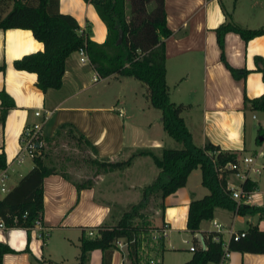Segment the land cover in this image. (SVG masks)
Instances as JSON below:
<instances>
[{"label": "crops", "instance_id": "obj_1", "mask_svg": "<svg viewBox=\"0 0 264 264\" xmlns=\"http://www.w3.org/2000/svg\"><path fill=\"white\" fill-rule=\"evenodd\" d=\"M164 1L167 26L171 30L170 36L164 38L166 82L170 100L184 106L181 115L195 145L204 146L210 142L224 151L238 153V158L244 157L247 149L244 109H251L250 99L264 94V33L245 41L239 34L228 32L221 49L215 30L227 20V12L231 13L235 23L250 29L264 28V0H252L246 23L239 21V0ZM59 10L75 17L79 31L90 40L99 44L106 40V25L91 3L84 0H59ZM43 49V43L29 29L0 28V66L5 67L0 71V91L4 90L14 103L6 111L4 122H1L0 99V152H4L6 162L12 161L16 155L24 126L40 120L34 116L36 110H41L46 117L41 131L43 144L44 139L52 137L61 124L71 123L93 145L95 151L92 155L99 161H124L119 160L120 157L130 152L133 154L141 149H150L160 154L157 150L161 152L162 148H166L161 140L151 139V136L143 132L142 127H151V123L136 126L135 131H130L132 127L124 118V109L110 102V92L101 95L96 88V83L104 78L94 81L96 71L93 65L90 62H80L77 51L66 59L62 84L58 89L43 92L36 85V73L14 68V60ZM228 65L248 72L235 77ZM108 77L118 78L116 75ZM119 97L122 94L117 96L115 103H119ZM257 141L262 143L264 140ZM141 156L145 155L135 158ZM126 167L128 166L102 171L94 177L90 186L81 189H77L75 179L60 173L45 176L41 216L44 227L42 230L31 227L27 231L25 227L15 226L0 230V241L12 248V251L3 253L1 264L77 262L82 231L96 229L103 224L113 225L123 209H126L124 204L128 201H124L122 194L135 186L129 182L128 174L122 172ZM116 171H119L118 174ZM192 172L185 185L163 199V220L170 226L167 234L175 230L188 232L192 243L200 245L198 238L196 242L193 241V235L197 237L198 232L203 234L213 230L215 220L224 226L221 235L227 245L231 238L229 229L246 230L251 222L256 221L264 229V218L258 219L257 213L239 214L216 206L213 217L203 219L199 231L192 234L186 226L189 202L208 192L201 179L199 183L189 185ZM157 173L143 176L142 184L139 185L150 183ZM232 174L228 177V184L239 188L242 180L233 183ZM251 180L254 182V189L251 191L250 201L246 203L264 205V195L257 192L259 181ZM206 221H211V225L207 226ZM9 229H14L15 232L8 234ZM151 238L154 240L152 235ZM168 239L165 238L164 242ZM145 243L143 241L141 247L142 254L145 253L141 257V264H149L150 259H154L153 249H156V246L145 248ZM185 243L189 246L191 244L190 240ZM169 246L174 248L173 245ZM185 251L188 254L174 263H164L163 257L160 262L154 260L156 264H182L191 258L194 250L189 247ZM119 259L120 255L113 250L112 264H117ZM87 264H102L100 248L89 252ZM226 264H264V253L231 250Z\"/></svg>", "mask_w": 264, "mask_h": 264}, {"label": "trees", "instance_id": "obj_2", "mask_svg": "<svg viewBox=\"0 0 264 264\" xmlns=\"http://www.w3.org/2000/svg\"><path fill=\"white\" fill-rule=\"evenodd\" d=\"M84 1L94 6L106 25L107 37L103 43H96L79 31L75 17L60 12L59 0H0V28L29 29L44 45L43 51L14 60V68L36 73V85L43 92L58 89L62 84L66 59L84 46L89 62L100 78L111 75L128 76L145 85L146 98L150 105L161 112L164 131L180 143L181 148H162L160 154L150 149H141L124 161H93L108 171L130 166L136 156L145 155L151 157L159 172L150 183L143 186L141 200L131 204L129 209L123 210L113 225H100L94 234H89L87 230L82 231L78 261L71 264H87L89 252L94 248L102 250V264H112L114 241L119 237H125L129 242L126 264H141L143 241L147 247L156 246L151 234L146 240L142 236L148 222V213L145 209L149 195L154 193L161 197L159 205L163 221L165 207L163 199L185 185L189 173L197 167L201 170V183L207 187L208 192L202 197L192 198L189 202L186 226L192 234L199 231L203 219L213 217L216 206L228 208L239 214L257 213L258 219L264 218V205L237 202L231 196L228 177L235 169H220V166L227 162H235L238 153L224 151L210 142L204 146L195 145L181 115L184 106L172 102L169 98L164 38L170 36L171 30L167 26L165 1ZM226 16L227 20L215 30L221 49L225 34L228 32L239 34L245 41L264 33V28L241 27L232 20L229 12ZM221 57L225 62L223 52ZM4 68L0 66V71ZM228 68L235 77L248 72L246 69L239 70L229 65ZM0 99L1 122H4L6 111L14 106V103L4 90L0 91ZM249 101L253 111L264 112V94ZM260 136H264L263 132ZM61 137L74 139L79 145L83 143L95 151L90 141L73 124H61L52 137L44 139L40 155L33 159V166L0 199V215L7 225L25 227L28 231L35 220L42 216L45 176L60 173L69 177L58 165L59 156H54L55 142ZM5 165L6 156L4 152H0V167ZM91 183L92 180L75 181L77 189L90 186ZM241 187L246 194H250L254 189V182L246 178L241 182ZM245 231V235L238 239L230 238L227 245H224L222 235L217 240L213 238L216 232H203L204 247L197 243L191 258L182 264L217 263L231 250L264 253V229L259 227L258 222H251ZM193 241H197L194 235ZM8 251H12V248L0 241V264L3 253Z\"/></svg>", "mask_w": 264, "mask_h": 264}, {"label": "rangeland", "instance_id": "obj_3", "mask_svg": "<svg viewBox=\"0 0 264 264\" xmlns=\"http://www.w3.org/2000/svg\"><path fill=\"white\" fill-rule=\"evenodd\" d=\"M239 7L241 9V18L239 19V21L246 23V17L247 15H249V11L252 7V0H239ZM239 7L237 3V8ZM237 24L241 27L247 28L240 23ZM96 88L101 95H105L107 92H110L112 94L110 96L111 98L109 97L110 102H113L112 104H115L116 107L118 106L124 109V118L127 123L131 124L129 126L132 127L130 131H135L134 128L136 126L140 127L146 123V125L151 123V127H142L143 132L145 131L147 135L151 136V139L153 138L161 140L163 146L166 148H181V144L172 139L164 131L161 123V112L159 109H156L150 105V103L146 99V87L140 81L133 78L123 79L119 76L118 78L107 77L96 83ZM119 94H122V97H119V103H115L116 98L117 96H119ZM183 104L185 106L187 105L186 103ZM193 105L196 106L195 103H193ZM244 113L247 138V149L245 152V156H256V166L261 169L260 172L248 170L246 173H248V176L251 179L259 181L257 192H261L264 195V141L262 143H258L257 141L259 135L262 132L264 133V112L253 111L252 109L246 107L244 109ZM253 115L257 116L256 120L253 119ZM53 151L54 156H59L60 161L58 165L64 169V171L69 175L70 178L75 179V181H94V177L98 173L106 171L105 168L100 167L98 163H93L94 160L98 162L99 160L93 157V151L91 147L83 143L82 145H79L74 139H69L67 137L59 138L57 142H55V148L53 149ZM157 153H161L160 150H157ZM130 155H132L131 152L128 155H122L119 160L128 159ZM32 166L33 160L31 159H26L19 165L13 163L12 167H14V170L10 172L9 178L10 186L15 185L20 175L26 173ZM123 170L124 171L122 172L127 173L128 177H130L129 182L135 185L133 188L124 191L122 194V198L124 199V201H128L126 204H124V207H126V209H129L131 204L141 200L143 186H140L139 183L143 181V176L146 177L152 175L153 173L156 174L157 172H159V168L154 164L151 157L141 156L138 157V159L134 158L132 161V165L126 167ZM140 170H142V172ZM241 170H244L243 167H241ZM192 171L193 172L190 174L189 185H194L196 182L199 183L201 179V170L199 167L193 169ZM118 172L119 171H116V174H118ZM231 176L232 181L235 184L237 182H241L242 180L241 177L236 176L235 174H232ZM229 182L232 183L231 181ZM160 202L161 197L159 195H155L154 193H151L149 195V200L145 209L148 213V222L144 227V235H142L145 237V240L149 238L150 234L153 232L152 230L158 228L162 224V209L159 205ZM205 224L207 226H210L211 221H206ZM14 232V229L8 230V234ZM167 237L169 239L164 242V239H167ZM184 238L190 240V243L192 244L191 234L178 230L168 232L166 236H161V238L154 239L156 241V249H153L152 257L158 262H160L163 257L164 263H174L175 261L188 254L184 253L186 252L185 248H189V244L184 242ZM142 245L143 244H141V247ZM163 245H165V247ZM169 245H173L174 248ZM144 247L150 248L151 246L148 245L147 247L145 245ZM144 255L145 253L143 254V256Z\"/></svg>", "mask_w": 264, "mask_h": 264}, {"label": "built area", "instance_id": "obj_4", "mask_svg": "<svg viewBox=\"0 0 264 264\" xmlns=\"http://www.w3.org/2000/svg\"><path fill=\"white\" fill-rule=\"evenodd\" d=\"M79 54V61L84 63V62H89V59L87 57V52L84 46L80 47L77 50ZM100 77L96 74L93 78L94 81L99 80ZM34 116L39 117L40 120L27 124L24 126L21 134H20V146L19 149L10 162H6L5 166L0 167V199L3 198V196L11 189V186L9 184V178H10V172L14 170V167H12L13 163L16 164H21L24 160L26 159H31L33 160L35 157L39 156L41 153V146L43 145L42 141V127H43V121L45 120V116L43 115L41 110H36L34 112ZM253 119H257L256 115H253ZM256 157L252 156H244L242 158H237L235 162H227L223 166H220V169H235V174L236 176L241 177L242 181L246 178H248V173H246L248 170H254L257 172H260L261 169L256 166ZM241 167H243L244 170H241ZM229 185V184H228ZM231 196L237 200V202L245 201L249 202L250 201V194H246L242 187L240 186L239 188L231 187ZM163 223L158 227L152 230L153 232L151 233L152 237L154 239L160 238L161 236H165L167 234V231L169 230V224L166 221H162ZM16 225H7L5 222V219L3 216L0 215V230H4L7 228H13ZM32 227H37L40 230L44 227L42 224L41 217H38ZM213 227L214 229L211 231L216 232L213 236L214 239H219L221 238V232L223 231V224L219 221L213 222ZM89 234H94L96 229L90 228L87 230ZM42 232V231H41ZM230 236L231 238L238 239L240 236L245 235V230H240V231H235L233 229H229ZM185 242H188V240L184 239ZM128 239L125 237H119L114 241V250L118 252L120 255V259L117 262V264H125L126 263V255H127V246H128ZM224 243V242H223ZM225 245V243H224ZM190 249L194 250L197 245L192 243L190 244ZM228 252H226L221 260H219L215 264H226ZM149 264H156L154 259H150Z\"/></svg>", "mask_w": 264, "mask_h": 264}, {"label": "water", "instance_id": "obj_5", "mask_svg": "<svg viewBox=\"0 0 264 264\" xmlns=\"http://www.w3.org/2000/svg\"><path fill=\"white\" fill-rule=\"evenodd\" d=\"M258 140H259V142H262V141L264 140V136H260V137L258 138ZM197 238H198V241H199L200 245H201L202 247H204L205 243H204V239H203V235H202V233L198 232V233H197Z\"/></svg>", "mask_w": 264, "mask_h": 264}]
</instances>
